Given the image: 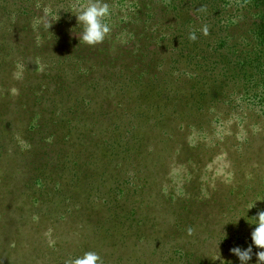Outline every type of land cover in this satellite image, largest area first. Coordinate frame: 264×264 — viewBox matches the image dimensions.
<instances>
[{"label":"rangeland","instance_id":"obj_1","mask_svg":"<svg viewBox=\"0 0 264 264\" xmlns=\"http://www.w3.org/2000/svg\"><path fill=\"white\" fill-rule=\"evenodd\" d=\"M220 1L105 0L112 31L102 44L89 46L79 41L82 26L76 16L65 11L86 0H0V264H63L58 257L64 252L52 253V245L65 250L75 249L76 243L85 245L81 233L88 232L91 222L74 217L72 221L71 210L62 214L69 203L53 194L56 175L49 174L64 154H81L83 148L77 151V139L64 142V130L61 134V126L56 128L47 118L57 114L75 124L81 115L72 109L57 111L69 96L90 94L82 80H100L112 69L121 77L132 61L141 65L135 72L155 76L145 79L153 81L158 102L183 113L145 138L153 155L167 158L146 172L151 183L137 196L138 215L150 220L145 241L138 245L141 261L161 260L158 249L151 251L155 246L184 250L172 264H184L185 258L194 264H240L230 249L252 245L247 264H257L255 253L264 249L252 244L256 225L250 222L264 210V71H254L264 67V5L228 0L236 15L211 27V46L201 37L194 42L200 46L188 44L180 55V47L164 41L165 61H159L163 48L151 51L155 50V60L142 49L147 40L160 45L163 36L179 35L177 30L180 38L197 33L199 27L203 33L210 6ZM44 22H51V27L45 28ZM229 32L237 37L230 43L244 38L249 46H238L239 53L225 44L215 50ZM175 56L181 66L169 64ZM195 60L198 69L185 72ZM170 126L175 142L164 150L166 142L156 143L161 128ZM88 151L81 163L90 170ZM89 181L83 179L66 191L80 200V185ZM44 198L53 203H44ZM91 214L100 216L99 211ZM118 240L99 241L112 245ZM136 256L132 252L126 259L121 253L102 258L106 263L132 264Z\"/></svg>","mask_w":264,"mask_h":264},{"label":"trees","instance_id":"obj_2","mask_svg":"<svg viewBox=\"0 0 264 264\" xmlns=\"http://www.w3.org/2000/svg\"><path fill=\"white\" fill-rule=\"evenodd\" d=\"M257 1H259L260 5H264V0ZM226 10H230L228 15H224ZM235 15L236 12L231 11L228 0H222L215 5H211L205 20L208 33L210 34L199 33V27L196 33L197 37H206L208 40L207 44L210 45L213 43L211 40L213 38L212 32H209L211 27L220 21H232ZM201 19L203 20V16H201ZM261 24L262 19L260 24L256 23V27L259 28ZM56 25L60 26L58 23ZM177 32L179 35H173L172 39L163 36L161 38V46L153 40H147L145 46L142 47L144 54L154 59L153 53H155V50L154 52L151 51L156 49V47H161L163 50L159 61L162 58L165 61L167 57L165 58L163 54L168 51L162 45L164 41L171 47H180V50L177 49L180 55L184 46L188 44L200 46L198 43H194L198 38L195 41H191L188 37L180 38L181 33L178 30ZM232 36L237 38L231 32L229 34L224 33L225 43H220L215 47V50L225 44L234 48L233 52L239 53L241 50H239L238 46H249L244 38L243 40L238 39L236 42L230 43ZM153 43H156V46L149 47ZM170 51L172 50L170 49ZM200 51L202 50L195 52L196 57ZM178 58V56L171 57L169 64L173 65L175 63V65L181 66ZM138 65V62L134 63L132 61L131 69L129 68L127 72H122L121 77H119L116 69H112L106 75H101L100 80H93L90 83L80 78V80L84 81L85 91L90 94L88 96H69L60 107V110L57 111H66V109L70 111L72 109V113L81 115L79 118H75V124L65 118L59 119L57 114L50 113L51 115L49 114L47 118V121H50L53 125L55 124L56 128L61 126V134L64 130V140L62 139L64 142L70 138L77 139V151L83 148L81 154L70 153L69 156L64 154L65 157L59 159L56 167L49 173L56 175L53 183L57 184L52 188L55 190L53 194L62 197L69 203V208L65 207L66 211H63L62 214L71 210L74 213L71 218L72 221L74 217L78 222H91L88 232L81 233L80 239L85 241V245L76 243L74 245L75 249L69 248L67 250L52 245V253L64 252L58 257L63 264L65 260L75 258L89 250L97 252L101 257L121 253L124 259H126L127 254L131 256L132 252H135L137 256L132 264H145L139 257L141 247H138V245L143 244L145 241L144 228L148 226L150 220L145 216L138 215L137 196L143 193V186L146 185L147 188L151 183L146 172L151 169L150 167L164 163L160 159L167 158L163 155H153V148L150 143L146 142L145 138L148 132L160 128L163 124L169 125V123H164L165 121L170 119L179 120L183 117V113L180 110H170L167 105L165 107L158 102L155 90H153V81L145 79H155V76H149L145 70L135 72ZM199 65V62L195 60L192 63V67L185 70V72L193 73V71L198 69ZM168 69H170L168 73H172V66ZM148 71L150 72V70ZM262 71H264V67H258L254 72L261 73ZM74 74L75 79H78L76 78V71H74ZM165 99L168 101L167 96ZM174 130L171 126L170 128L162 127V135L156 144L166 142L162 146L166 150L169 143L175 142ZM87 150H89L88 160L92 164L90 170L81 163V160L86 162V160H83L82 155ZM102 169L107 172H101ZM86 178L91 179V181L86 186L80 185L83 191L82 199L78 200L70 192L66 191V188L71 189V186H76ZM50 197L52 198L53 195L51 194ZM55 200L57 201V199ZM64 200H61L59 205L62 206ZM46 201L53 203V200L49 198H44V203ZM97 211H99L100 216L93 218L91 213H96ZM57 217L60 219V214ZM111 221L112 225L103 227V224ZM109 237L119 238V240L112 245H104V243L100 245L99 240L104 241ZM128 237L135 238L129 240ZM106 246L111 249H104ZM154 247L151 250L152 253H155L158 249L162 257L161 260L153 264H172L177 256L182 258L184 255V250L180 247ZM102 259L104 264H114L113 262L106 263L104 258ZM183 263L194 264L186 258Z\"/></svg>","mask_w":264,"mask_h":264},{"label":"clouds","instance_id":"obj_3","mask_svg":"<svg viewBox=\"0 0 264 264\" xmlns=\"http://www.w3.org/2000/svg\"><path fill=\"white\" fill-rule=\"evenodd\" d=\"M60 9L64 8L61 7ZM201 10H204L203 7ZM65 11H71L76 16L77 24L82 26L81 34L78 36L79 41L86 45L102 44L112 31L110 24L106 22L111 16V9L105 0H86V3H76L75 6H70ZM44 27L49 29L51 22H44ZM202 31L204 35H208L207 25L203 27ZM188 38L195 41L198 37L195 32H190ZM230 179V175L226 177V180ZM252 218L253 221L250 223L256 225L251 232L252 244L258 249H264V210L259 211ZM230 251L239 258L240 264H247L253 254L252 245L243 250L240 247H234ZM255 255L257 264H264V251H258ZM64 264H104V261L97 252L89 250L75 258L65 260Z\"/></svg>","mask_w":264,"mask_h":264}]
</instances>
